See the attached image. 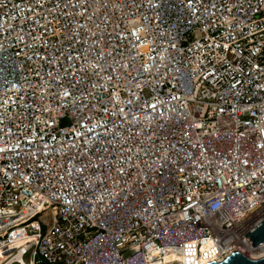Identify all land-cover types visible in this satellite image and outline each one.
<instances>
[{
	"label": "built area",
	"instance_id": "2783aa9c",
	"mask_svg": "<svg viewBox=\"0 0 264 264\" xmlns=\"http://www.w3.org/2000/svg\"><path fill=\"white\" fill-rule=\"evenodd\" d=\"M262 219L264 0H0V264L257 259Z\"/></svg>",
	"mask_w": 264,
	"mask_h": 264
},
{
	"label": "water",
	"instance_id": "95a60500",
	"mask_svg": "<svg viewBox=\"0 0 264 264\" xmlns=\"http://www.w3.org/2000/svg\"><path fill=\"white\" fill-rule=\"evenodd\" d=\"M245 236L254 245L264 242V219H262L255 227L249 230ZM206 264H264V256L252 259L240 252H231L221 261H211Z\"/></svg>",
	"mask_w": 264,
	"mask_h": 264
},
{
	"label": "bare ground",
	"instance_id": "6f19581e",
	"mask_svg": "<svg viewBox=\"0 0 264 264\" xmlns=\"http://www.w3.org/2000/svg\"><path fill=\"white\" fill-rule=\"evenodd\" d=\"M8 250H9V247H3V248L0 249V254H4V253H6ZM220 259H222V258H220Z\"/></svg>",
	"mask_w": 264,
	"mask_h": 264
},
{
	"label": "rangeland",
	"instance_id": "374dc122",
	"mask_svg": "<svg viewBox=\"0 0 264 264\" xmlns=\"http://www.w3.org/2000/svg\"><path fill=\"white\" fill-rule=\"evenodd\" d=\"M43 217L47 218L48 217V214H44Z\"/></svg>",
	"mask_w": 264,
	"mask_h": 264
}]
</instances>
